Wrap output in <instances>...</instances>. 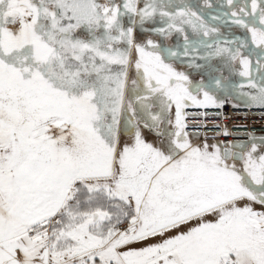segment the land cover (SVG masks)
Instances as JSON below:
<instances>
[{
    "label": "snow or ice",
    "instance_id": "obj_1",
    "mask_svg": "<svg viewBox=\"0 0 264 264\" xmlns=\"http://www.w3.org/2000/svg\"><path fill=\"white\" fill-rule=\"evenodd\" d=\"M226 106L264 110V0H0V264H264Z\"/></svg>",
    "mask_w": 264,
    "mask_h": 264
},
{
    "label": "built area",
    "instance_id": "obj_2",
    "mask_svg": "<svg viewBox=\"0 0 264 264\" xmlns=\"http://www.w3.org/2000/svg\"><path fill=\"white\" fill-rule=\"evenodd\" d=\"M220 110L211 109L209 112H219ZM254 112V113H253ZM258 110L252 109H234L231 106H226V108L223 110V115L227 117V119L224 120H217V123H220L221 125L227 124L228 128L233 131L234 133H237L239 135V138L246 139V137L243 135L246 132H254V133H260L263 128H255L251 124H247L245 127H237L245 120H259L258 119ZM244 113H247V118H244ZM255 123V122H254ZM258 135V134H257Z\"/></svg>",
    "mask_w": 264,
    "mask_h": 264
},
{
    "label": "rangeland",
    "instance_id": "obj_3",
    "mask_svg": "<svg viewBox=\"0 0 264 264\" xmlns=\"http://www.w3.org/2000/svg\"><path fill=\"white\" fill-rule=\"evenodd\" d=\"M258 110L257 114H258V119L259 120H245L242 123H239L241 125H247L248 123L251 124L252 126H254L255 128H263V130H261L260 133H257L258 135L264 134V110L261 109H255ZM254 113V112H253ZM255 122V123H254Z\"/></svg>",
    "mask_w": 264,
    "mask_h": 264
}]
</instances>
